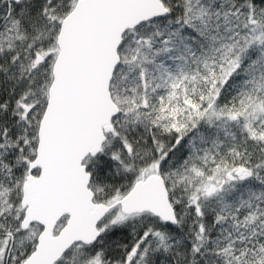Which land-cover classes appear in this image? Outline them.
Instances as JSON below:
<instances>
[{
	"label": "snow or ice",
	"instance_id": "1",
	"mask_svg": "<svg viewBox=\"0 0 264 264\" xmlns=\"http://www.w3.org/2000/svg\"><path fill=\"white\" fill-rule=\"evenodd\" d=\"M0 264H264V0H0Z\"/></svg>",
	"mask_w": 264,
	"mask_h": 264
}]
</instances>
